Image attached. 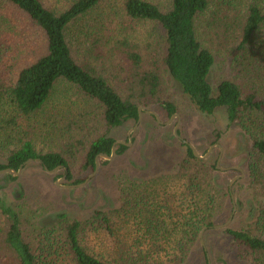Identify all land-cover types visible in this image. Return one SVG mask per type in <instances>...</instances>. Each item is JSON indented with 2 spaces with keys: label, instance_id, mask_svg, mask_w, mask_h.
<instances>
[{
  "label": "rangeland",
  "instance_id": "1",
  "mask_svg": "<svg viewBox=\"0 0 264 264\" xmlns=\"http://www.w3.org/2000/svg\"><path fill=\"white\" fill-rule=\"evenodd\" d=\"M42 1L47 8L59 13L76 0ZM147 1L163 10L170 4V0ZM124 2L102 0L70 26L67 39L73 56L80 65L91 67L103 76L126 99L130 96L128 52L135 48L144 61V68L161 73L163 100L176 105L175 116L170 118L159 102L145 103L140 106L144 110L139 122L131 120L108 132L101 105L66 81L55 86L41 111L22 114L10 95V88L21 69L46 53V36L30 21L0 7V14L12 20L10 24L0 18V166L7 164L12 152L30 141L39 154L62 155L69 164L71 177L68 179L64 169L49 173L40 161L32 160L19 175L0 173V201L19 215L23 238L39 264H76L68 250L61 216L86 220L96 211L121 207V178L137 179L145 189L150 179L178 172L191 145L201 156L211 151L203 160L216 167L213 187L225 198L220 201L216 225L206 229L202 237L204 229L200 232L184 264H252V257L248 259L228 229L259 234L258 218L264 209V177L258 183L252 176L256 158L253 138L239 123L229 122L225 108L205 114L191 102L159 63L164 48L161 29L152 22L129 18ZM225 2L234 3L235 11L230 12ZM215 3L221 7L220 15L224 19L228 15L238 16L241 22L254 3L264 14V0H216ZM216 9V5H211L198 22L199 37L215 56L209 75L213 88L226 80L238 81L241 75L237 64L241 60L237 49L241 28L239 23L230 25L227 32L224 25L215 27L212 17ZM256 42L264 45V24ZM247 66L249 68V64ZM241 77L247 79L245 75ZM255 88L264 99V80L256 82ZM103 135L125 143L131 137L132 144L110 161L100 159L96 172L82 171L90 145ZM181 184L165 182V195ZM228 221V226L219 228ZM138 222L141 224V219ZM10 225L9 217L0 209V264H19L6 242ZM85 243L93 254L109 251V239L96 233L88 232Z\"/></svg>",
  "mask_w": 264,
  "mask_h": 264
},
{
  "label": "trees",
  "instance_id": "2",
  "mask_svg": "<svg viewBox=\"0 0 264 264\" xmlns=\"http://www.w3.org/2000/svg\"><path fill=\"white\" fill-rule=\"evenodd\" d=\"M101 2L76 0L67 10L56 13L47 8L42 0H0V7L36 25L47 41L46 53L21 69L10 88V95L22 114L41 111L61 81L77 86L101 105L108 132L128 121L137 122L139 108L145 103L159 102L169 115L177 112L174 103L163 100L161 73L157 69L144 68V61L135 48L128 52L131 62L130 96L126 99L94 69L75 60L67 31L76 20ZM215 2L170 0L168 8L163 10L147 0H125L123 6L125 14L132 20L152 22L161 29L164 48L159 63L191 102L205 114L225 108L229 122L239 123L252 136L256 157L252 176L261 183L264 177V99L255 88V83L264 80V45L256 42L264 24V14L261 7L254 3L241 22L238 16L232 18L228 15L224 19L220 15L221 7ZM226 4L230 12L235 11L234 3ZM211 5L217 8L212 17L215 27L224 25L227 32L231 29L230 25L239 23L241 41L237 49L241 60L237 64L241 68L239 74L247 77L245 80L240 75L238 81H223L216 88L209 82L215 56L210 48L203 45L198 28L199 20ZM0 16L5 23L11 24V17ZM115 142L107 135L93 141L85 155L82 171L94 172L96 158L102 154L110 156ZM127 149L128 146L118 144L116 155H122ZM28 160H40L44 170L52 171L61 166L71 179L69 164L62 155L39 154L30 141L12 152L7 164L0 166V171L10 169L17 172ZM216 171L214 165L196 158L187 147V157L179 171L150 179L145 189L137 179L121 178V207L112 211H96L86 220H70L61 216L73 260L76 264H184L198 242L200 232L210 229L218 221L220 201L225 197L214 190L213 173ZM165 182L182 184L173 188V192L166 191L165 195ZM0 209L11 221L6 242L16 254L19 264H39L31 246L23 238L17 212L4 201H0ZM140 219L141 224L138 222ZM257 228L258 235L230 229L228 233L242 247L248 259L252 257L249 259L252 264H264V209L258 218ZM88 232L109 239L106 254L89 251L85 245ZM103 245L107 248L104 242Z\"/></svg>",
  "mask_w": 264,
  "mask_h": 264
},
{
  "label": "water",
  "instance_id": "3",
  "mask_svg": "<svg viewBox=\"0 0 264 264\" xmlns=\"http://www.w3.org/2000/svg\"><path fill=\"white\" fill-rule=\"evenodd\" d=\"M144 109L143 108H139V119H138V122L140 121V119H141V115H142V111H143ZM176 134V133H175ZM176 135H178V134H176ZM177 137H179V136H177ZM129 141H130V143H124V142H116L114 145H113V149H112V154L110 155V156H107V155H105V154H102V155H100L99 157H97L96 158V169H95V171L94 172H96L97 170H98V166H99V160H100V158H104L105 160H112V158L116 155V146H117V144H123V145H126V146H129L130 144H131V137L129 138ZM186 143V142H185ZM189 148L193 151V154L195 155V157L196 158H198V159H201V160H203V159H206L207 157H208V155L210 154V150L207 152V154L206 155H204V156H201V155H199L198 154V152L196 151V149L194 148V147H192L191 145H189ZM32 160H28L27 162H25L21 167H20V169L17 171V172H15V171H12L15 175H19L20 173H21V171H22V169H23V167L26 165V164H28L29 162H31ZM37 161H40V160H37ZM217 168H219L218 166H217ZM59 169H62V167L61 166H59V167H57L56 169H54V170H47V169H45L47 172H49V173H54L55 171H57V170H59ZM9 172H11V170L10 169H6V170H1L0 171V173H9ZM88 181V179L85 181V183ZM232 184V183H231ZM82 185V184H81ZM229 222L230 221H228V223H226L224 226H220L219 228H222V227H225V226H228V224H229ZM218 228V227H217ZM206 229H204L203 230V232H202V234H201V237H202V235H203V233H204V231H205ZM202 244H203V242H202Z\"/></svg>",
  "mask_w": 264,
  "mask_h": 264
},
{
  "label": "flooded vegetation",
  "instance_id": "4",
  "mask_svg": "<svg viewBox=\"0 0 264 264\" xmlns=\"http://www.w3.org/2000/svg\"><path fill=\"white\" fill-rule=\"evenodd\" d=\"M164 111H165V110H164ZM175 114H176V113H174V114H172V115H169L168 112H167V115H168L170 118L173 117V116H175ZM178 135H179V134H178ZM129 138H130V137H129ZM174 138L178 139V138L175 137V136H174ZM131 140H132V138H131ZM178 140L182 142V139H181V138L178 139ZM183 142H185V141L183 140ZM183 142H182V143H183ZM115 143H116V142H115ZM124 143H125V142H124ZM128 143H130V141H128L127 144H128ZM131 144H132V141H131ZM117 145H118V144H117ZM10 173H13V172H10ZM13 174H14V173H13Z\"/></svg>",
  "mask_w": 264,
  "mask_h": 264
}]
</instances>
